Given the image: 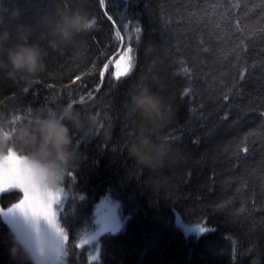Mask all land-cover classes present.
<instances>
[{
  "label": "trees",
  "instance_id": "16d2710c",
  "mask_svg": "<svg viewBox=\"0 0 264 264\" xmlns=\"http://www.w3.org/2000/svg\"><path fill=\"white\" fill-rule=\"evenodd\" d=\"M106 3L113 20L103 15L98 0H9L8 5L21 11L15 23L31 25L42 13L81 4L97 21L93 31L62 45L39 39L37 29L32 38L45 49V71L30 81L0 79V104L19 108L20 115L24 109H42L46 98L58 95L55 109L68 102L69 92L77 100L85 95L83 106L76 105L85 114L100 112L94 101L107 105L110 138H77L80 159L60 186L66 193L57 218L68 237L64 264H264V0ZM5 10L0 7V13ZM124 24L129 25L127 32ZM137 25L142 29L139 43ZM237 25L246 36L239 60L232 51L243 38ZM121 45L134 48L136 64L117 88L112 63L122 53ZM149 45L161 54L151 87L172 112L160 136L179 153L178 160L162 169L167 182L153 196L141 184L148 173L137 169L125 148L133 134L125 103L144 70ZM105 63L110 67L101 81L99 70ZM239 71L245 72L243 81ZM78 75L81 80L75 81ZM88 92L94 94L90 101ZM105 197L119 203L123 227L77 247L97 227L94 205ZM20 198L19 190L0 193V207ZM175 213L184 223L208 230L201 236L186 235L176 225ZM10 234L0 219V264H19L8 254Z\"/></svg>",
  "mask_w": 264,
  "mask_h": 264
},
{
  "label": "clouds",
  "instance_id": "9594fccd",
  "mask_svg": "<svg viewBox=\"0 0 264 264\" xmlns=\"http://www.w3.org/2000/svg\"><path fill=\"white\" fill-rule=\"evenodd\" d=\"M9 0H0V79L11 82L30 81L46 69L45 49L33 33L39 29V39H49L53 45L71 43L76 37L95 29L94 18L83 4L42 13L34 24L15 23L21 11L9 7ZM144 70L128 92L126 116L133 134L125 143L128 157L137 169L147 172L143 189L151 196L159 194L166 184L162 169L178 160L173 144L160 136V131L172 120V112L157 95L151 84L161 62V54L154 46L144 49ZM97 114H85L72 100L57 105L51 111L20 109L0 104V157L12 153L23 158L31 185L41 192L59 188L70 170L76 167L81 142L111 136L112 125L104 114L107 107L97 100ZM83 106V104L81 105ZM7 241L9 257L19 264H56L57 241L50 235L33 239L30 243L10 230Z\"/></svg>",
  "mask_w": 264,
  "mask_h": 264
},
{
  "label": "snow or ice",
  "instance_id": "6c2138e0",
  "mask_svg": "<svg viewBox=\"0 0 264 264\" xmlns=\"http://www.w3.org/2000/svg\"><path fill=\"white\" fill-rule=\"evenodd\" d=\"M135 2V0H133ZM99 8L104 10L103 15L107 17L108 20H113V16L109 14L108 11V4L106 0H98ZM125 5L127 6L129 0H124ZM94 6V5H93ZM238 7V5H235ZM231 13H229L230 15ZM123 18V17H122ZM94 22L96 24V19L94 18ZM125 32L128 31L129 25H123ZM217 27L219 28L220 25L218 24ZM224 27L230 29V25L225 21ZM141 27L139 25L135 26L134 32L137 37V43H139L140 34H141ZM261 31H264L262 29ZM237 32L241 33L243 38L240 39L239 43L236 45V48L232 51L235 53L237 60L240 59V50L242 46L246 44V36L242 29H240L239 25H237ZM115 37L117 39H121V34L119 31L115 32ZM205 52H208L209 49H204ZM122 54L119 55V59L115 60L114 67L115 71L112 73V77L115 81L119 82L118 84L114 85V87H119L120 84L123 83L121 80L122 77L130 78V74L133 72L136 64V57L133 55L134 48L129 46L126 48L121 49ZM111 63V62H110ZM110 63H105L103 68L99 70V76L101 81L105 78V73L109 70ZM95 64H93V68ZM242 67V66H241ZM185 73L188 71L187 68L183 70ZM90 72H85L84 75H90ZM238 75L240 80L243 81L245 79V72L239 71ZM81 76H76L75 81H80ZM73 81V83H75ZM235 84L233 88H235ZM49 89H53L54 85L49 84ZM25 93H30L29 88H25L23 90ZM95 93H99L100 91V84H97L95 89ZM232 89H229V93ZM188 92V89H185V93ZM69 100H72L73 103L77 104H84L86 102L85 95H81L79 99L72 98V93H68ZM94 98L93 92L87 93V100H91ZM61 97L58 95H54L50 98H46V105H42V110L51 112L54 110L53 103L60 100ZM223 99L225 101L229 100V94L225 93L223 95ZM261 116H264V112L261 113ZM228 116L225 115L224 120H227ZM79 143V142H78ZM243 151L248 152L249 149L245 148ZM23 158L9 152L8 155L0 157V193H5L10 189H17L20 193H22V198H20L17 202L12 203L7 208L0 207V219L4 221V223L8 226V228L16 234L17 237L24 240L26 243H30L33 240L32 236H29L25 232H23L20 228H18L11 220V217L16 215L22 216L25 221L32 228V232L34 234V239H39L40 237L44 236L42 229H47L50 233V236L54 237L57 241V250H56V264H58L61 257L65 254V241L68 239L65 231L61 228L57 221V209L54 207L59 201L63 193V188L59 187L55 191H44L41 192L40 190L36 189L31 183L29 182L27 176V168L22 163ZM69 176L72 173L69 172ZM198 230L200 232L207 231L208 229L199 226ZM89 239H94V237H90ZM87 243L88 241H84ZM79 247V245H77Z\"/></svg>",
  "mask_w": 264,
  "mask_h": 264
},
{
  "label": "rangeland",
  "instance_id": "374dc122",
  "mask_svg": "<svg viewBox=\"0 0 264 264\" xmlns=\"http://www.w3.org/2000/svg\"><path fill=\"white\" fill-rule=\"evenodd\" d=\"M116 59H119V56ZM115 60L112 63V73L115 71V67H114ZM10 190H14V189H10ZM22 195L23 194L21 193V198ZM65 201H66V193L63 191L60 201L56 205H54V207L57 209V218ZM93 215L96 218L95 222L97 227L95 228L94 231H91L90 233H88L86 236L82 237L78 241L79 247L92 244L104 234L118 233L123 227V224L125 222V217L122 215L120 211L119 203H117L115 200H113L110 197H105L94 205ZM11 220L18 228H20L23 232H25L29 236H32L34 239V234L32 232L31 226L28 224L27 221L24 220L22 216L16 215L14 217H11ZM175 223L177 226L181 227V229L184 231L186 235L201 236L206 232V231L200 232L198 230V227L203 225L184 223L180 215L177 213H175ZM42 232L44 235H50L47 229H42ZM90 237H94V239H89ZM84 241H88V242L85 243ZM65 255H66V250H65V254L59 260L58 264H64ZM90 257L92 260L96 259L97 249L94 252H92Z\"/></svg>",
  "mask_w": 264,
  "mask_h": 264
},
{
  "label": "water",
  "instance_id": "95a60500",
  "mask_svg": "<svg viewBox=\"0 0 264 264\" xmlns=\"http://www.w3.org/2000/svg\"><path fill=\"white\" fill-rule=\"evenodd\" d=\"M121 49H122V45H121V47H120V50H119V52L121 51ZM119 52H118V53H119ZM118 53H117V54H118ZM117 54H116V55H117Z\"/></svg>",
  "mask_w": 264,
  "mask_h": 264
}]
</instances>
